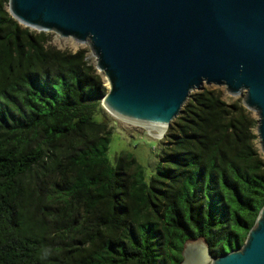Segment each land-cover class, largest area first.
<instances>
[{"label": "trees", "instance_id": "trees-1", "mask_svg": "<svg viewBox=\"0 0 264 264\" xmlns=\"http://www.w3.org/2000/svg\"><path fill=\"white\" fill-rule=\"evenodd\" d=\"M0 0V264H178L243 243L264 204L256 116L209 85L188 94L154 172L107 157V91L88 49H61ZM101 114V120L94 115Z\"/></svg>", "mask_w": 264, "mask_h": 264}, {"label": "water", "instance_id": "water-1", "mask_svg": "<svg viewBox=\"0 0 264 264\" xmlns=\"http://www.w3.org/2000/svg\"><path fill=\"white\" fill-rule=\"evenodd\" d=\"M6 7L23 26L87 43L110 114L165 132L191 91L220 86L255 114L264 155V0H7ZM181 256L178 264H264V204L241 246L212 256L198 238L185 241Z\"/></svg>", "mask_w": 264, "mask_h": 264}, {"label": "rangeland", "instance_id": "rangeland-1", "mask_svg": "<svg viewBox=\"0 0 264 264\" xmlns=\"http://www.w3.org/2000/svg\"><path fill=\"white\" fill-rule=\"evenodd\" d=\"M31 30H35L30 28ZM51 36V42L58 48L75 51L78 48L88 49V59L95 63V58L91 54L87 43H78L71 37H61L53 31H45ZM104 77V75H103ZM105 80V79H104ZM105 86L107 84L105 81ZM212 86V85H211ZM215 86V85H214ZM220 87V86H218ZM223 97L226 99L228 95L224 88ZM231 97H242V96H231ZM105 119L110 123L112 128L111 139L109 142L107 157L109 161L114 164L116 163V156L120 152H130L144 168L145 178L154 172L157 160V154L161 148L160 140L162 137H156L154 132H150L145 126L137 123H132L123 119H120L106 110H104ZM94 119L101 120V114L94 115ZM205 264L210 263V259H207Z\"/></svg>", "mask_w": 264, "mask_h": 264}, {"label": "bare ground", "instance_id": "bare-ground-1", "mask_svg": "<svg viewBox=\"0 0 264 264\" xmlns=\"http://www.w3.org/2000/svg\"><path fill=\"white\" fill-rule=\"evenodd\" d=\"M132 123H134V122H132ZM137 124H139V123H137ZM141 125L145 126V128L148 129L150 132H154V135L156 137H161V135L164 132V127H153V126L144 125V124H141Z\"/></svg>", "mask_w": 264, "mask_h": 264}]
</instances>
